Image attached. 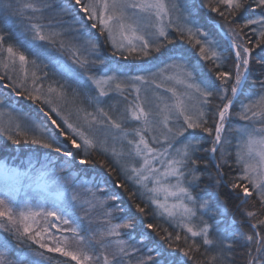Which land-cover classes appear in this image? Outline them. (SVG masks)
Segmentation results:
<instances>
[{
	"label": "snow or ice",
	"instance_id": "snow-or-ice-1",
	"mask_svg": "<svg viewBox=\"0 0 264 264\" xmlns=\"http://www.w3.org/2000/svg\"><path fill=\"white\" fill-rule=\"evenodd\" d=\"M0 11V88L10 89L0 137L62 160L40 175L43 191L67 184L69 169L97 177L94 187L73 183L69 199L0 195V264H51L49 253L63 264H264V0H5ZM162 49L169 62L150 76L120 63ZM15 97L36 105L37 118L5 112ZM122 193L128 208L109 204ZM230 201L239 226L214 230L205 217L224 216ZM137 228L139 239L123 238ZM154 234L164 243L147 244Z\"/></svg>",
	"mask_w": 264,
	"mask_h": 264
},
{
	"label": "trees",
	"instance_id": "trees-1",
	"mask_svg": "<svg viewBox=\"0 0 264 264\" xmlns=\"http://www.w3.org/2000/svg\"><path fill=\"white\" fill-rule=\"evenodd\" d=\"M1 1V0H0ZM5 1V0H4ZM69 2V0H54V3L58 4V5H67V3ZM205 2H208V0H205ZM3 3L0 2V4ZM57 11H59V9H57ZM258 13V11H257ZM257 13H248V15H257ZM6 13H3L2 11H0V28H5V23L3 20V17L6 16ZM202 15L207 16L209 15L208 10L207 9H203L202 10ZM212 16H215V14H211ZM239 19V17H238ZM216 20L220 21L221 18L216 16ZM15 21L16 23H19L18 18L16 17H11L10 18V22ZM201 23H203V21L201 20ZM209 28V31L211 32V34L213 35V37L215 39H218L221 43L222 47H226L228 42L225 39L224 36H222L220 34V32L218 31L217 28H215L214 30L211 28V21L208 22V25H206ZM216 33H219V35L217 36ZM5 34H7L5 32ZM173 35H175V33H173ZM101 43H104V38L101 37L100 38ZM182 47H188V45L186 44H182ZM171 47V46H169ZM104 55H110L109 50L107 48L104 49L103 52ZM158 57V60H166L168 59V53H167V49H162V53L160 54H154V56L152 58H156ZM191 62H195V58L194 56L190 58ZM133 62H136L137 60H131ZM121 62V61H120ZM160 64V63H157ZM136 65L132 66V67H127V69H133L135 68ZM258 66V65H257ZM47 71L49 72V76L50 78H54V79H60V77L58 75H54V69L51 67V65L49 66V68L47 69ZM50 71H52L53 73H51ZM258 72H254L253 75H257ZM197 80L201 79L200 75H197ZM3 83V82H0ZM249 83H251V80H249ZM10 93V89H3L0 88V97L3 98L5 97L7 94ZM21 100H23V97H20ZM241 99H243V97H241ZM237 107H239V105L237 104ZM21 108L24 109V113H26L27 116H31L33 119H36L37 116L39 115L37 112V108L36 105L32 104L30 101H28L26 99V103H22L21 102ZM91 111V109H89ZM235 118H233L232 121H234ZM197 134L199 135L200 133L197 130ZM45 151L43 149H35V148H29L27 146H20L17 147L15 145H12L10 141H7L4 137H0V164L3 165H7L8 168H14L18 171L21 172H25L30 174L33 177V180L35 178H37V176L41 173V170H46V172L44 173L45 175H47L49 173V170L51 168H55L57 170V172L59 171V166L62 163V160H57L55 158V154H50V155H45ZM97 159H100V157H97ZM44 160H48L49 162H45ZM51 162V164H49ZM203 165H201L202 167ZM102 171V169L100 170ZM61 176H65V175H70L73 179L72 181L68 182L67 184H65L64 188L62 189V196H64V199H69L71 196V191H72V184L76 183L77 185H79L82 181H87L88 182V186L89 187H94L93 181L97 179L96 174L94 171H89V173L87 175H85L84 173H80L77 172L75 169H69L68 172L66 173H62L60 174ZM33 180L31 182H33ZM117 180V176L115 174H112L111 176L108 177V185L107 190L112 191V187H111V182ZM28 182V181H26ZM31 182H28V184H31ZM61 182H64L63 180H61ZM204 186L201 185V188H203ZM22 188H24V192L15 195V194H11V193H7L14 201L17 202H23L25 200H29V201H33L36 200L37 198H40L39 195H35V193H33V191H28L24 186H22ZM115 191H121V190H115ZM66 192V194H65ZM3 189L0 186V195H2ZM193 195H203L202 192H200L199 189H197L196 191L193 192ZM43 196V195H42ZM43 198H47L49 201H51L52 199H54L53 197H45L43 196ZM138 202V201H137ZM133 202L131 200H129L127 193H122L121 195V200L120 201H109V204H120L121 206L128 208ZM238 202L236 201H230L227 205V208L225 210L224 216H212L211 214H209L208 216L205 217V219L208 220L209 224H211L213 226V229H223L224 227L228 226V225H235V226H239V221L241 219L239 212L237 211L236 205ZM249 208H251V205L248 206ZM134 210V209H133ZM80 215H83V213H80ZM115 216H120V213H114ZM144 219L146 221L152 220V216L149 214L148 216L144 217ZM113 222H117L116 220H114ZM154 223H160L159 221H153ZM197 223H199V220L197 219L196 221ZM233 222V223H232ZM81 223L84 225L85 228H88L89 225L87 223L86 220L81 221ZM102 227V225L99 222H94L91 225V228L93 229H97ZM162 227H167L169 232L173 233V237L175 236V233L177 231H180L179 229H173L172 227H169L167 224H163ZM244 231H247V229H243ZM125 233H127L129 230H122ZM140 229L137 228L133 233L132 236L129 237L127 235H125L123 238L126 240H129V242H133V240L135 239H139V235H140ZM163 234V233H162ZM215 233H213L214 235ZM6 235L2 232V230H0V236ZM183 236L184 233L181 232V244H183ZM197 241L199 242V238H197ZM14 242V241H13ZM154 242H158L163 244L164 242L160 240V238L158 236H155L154 234V240H148L146 241L147 244L151 245ZM165 247H167V245H164ZM0 251H3V249H0ZM203 251V249H202ZM145 254H147V251L145 250ZM9 256V258H14L11 256L10 253L7 254ZM49 256L53 257V260L51 261V264H63L64 261L67 260L66 257H60L59 254L56 253H49L47 254ZM71 264H74V262H71ZM239 264V262H238Z\"/></svg>",
	"mask_w": 264,
	"mask_h": 264
},
{
	"label": "rangeland",
	"instance_id": "rangeland-1",
	"mask_svg": "<svg viewBox=\"0 0 264 264\" xmlns=\"http://www.w3.org/2000/svg\"><path fill=\"white\" fill-rule=\"evenodd\" d=\"M2 2V0L0 1ZM5 1L3 0V3ZM170 2H175L178 4H183L184 0H170ZM200 0H196L197 5H199ZM258 16V13H257ZM219 32L221 34H223L226 39H228V37L224 34L223 31H220L219 27H217ZM195 58V57H194ZM169 62V58L166 60H158L157 58H148L147 60H137L136 62L133 61H128V62H124L121 61V64H126L127 67H132L134 65L135 68L133 69H127V71L129 72L130 75H135V74H139V75H145V76H150L152 72H156L159 70V68L163 67L165 65V63ZM160 63V64H157ZM150 69V71H149ZM51 73H53L52 71H50ZM131 99V97H130ZM15 100L16 98H14V102L11 103L12 105H15ZM9 104L3 108V110L5 112L8 111H12L14 116H19V115H26V114H18L16 112H14L12 109H10ZM242 122L238 121V120H234L232 121V126L233 127H238L241 125ZM192 131V130H189ZM45 162H49L48 160H44ZM51 164V163H49ZM3 165V164H0ZM14 169V168H12ZM57 171V170H56ZM21 172V171H19ZM46 172V170H41V173L37 176V178H35L33 180V182H31V184H28V182L24 181L21 182L20 180H18L16 177L14 176H5L3 174V170L0 169V186L3 189V192L5 193H11V194H15L18 195L22 192H24V188H22V186H24L28 191H33V193H35V195H39L40 198H37L36 200H33L32 202L35 203L37 200H43V196L45 197H53L55 198L58 194L61 196L62 199H64V196H62V189L65 187V183L64 182H60V184L58 185H54L52 188H50L48 191H43L42 190V184L40 182V175L44 174ZM21 173H25V172H21ZM66 173V172H65ZM65 177H68V181H72V177L70 175H65ZM43 195V196H42Z\"/></svg>",
	"mask_w": 264,
	"mask_h": 264
},
{
	"label": "bare ground",
	"instance_id": "bare-ground-1",
	"mask_svg": "<svg viewBox=\"0 0 264 264\" xmlns=\"http://www.w3.org/2000/svg\"><path fill=\"white\" fill-rule=\"evenodd\" d=\"M258 11V10H257ZM257 16V15H255ZM238 19V18H237ZM257 69L259 68V66H256ZM16 100H15V105H12V104H9V108L12 109L14 112L18 113V114H21V113H24V109L21 108V102L22 103H26V99H23L21 100L20 97H15ZM13 102H14V99H13ZM12 102V103H13Z\"/></svg>",
	"mask_w": 264,
	"mask_h": 264
}]
</instances>
